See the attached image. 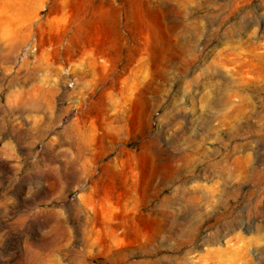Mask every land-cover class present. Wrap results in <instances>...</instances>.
Masks as SVG:
<instances>
[{"label": "rangeland", "instance_id": "rangeland-1", "mask_svg": "<svg viewBox=\"0 0 264 264\" xmlns=\"http://www.w3.org/2000/svg\"><path fill=\"white\" fill-rule=\"evenodd\" d=\"M0 264H264V0H0Z\"/></svg>", "mask_w": 264, "mask_h": 264}]
</instances>
